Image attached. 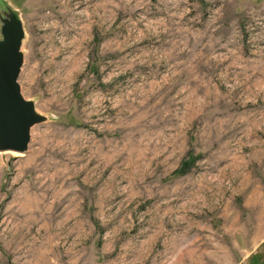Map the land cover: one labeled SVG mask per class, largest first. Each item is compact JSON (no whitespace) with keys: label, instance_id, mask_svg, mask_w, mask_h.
I'll return each mask as SVG.
<instances>
[{"label":"rangeland","instance_id":"1","mask_svg":"<svg viewBox=\"0 0 264 264\" xmlns=\"http://www.w3.org/2000/svg\"><path fill=\"white\" fill-rule=\"evenodd\" d=\"M7 8L46 121L0 152V264H264V0Z\"/></svg>","mask_w":264,"mask_h":264},{"label":"water","instance_id":"2","mask_svg":"<svg viewBox=\"0 0 264 264\" xmlns=\"http://www.w3.org/2000/svg\"><path fill=\"white\" fill-rule=\"evenodd\" d=\"M0 152L25 154L32 128L46 121L36 104L24 97L19 83L24 65L25 29L15 10L0 11Z\"/></svg>","mask_w":264,"mask_h":264},{"label":"bare ground","instance_id":"3","mask_svg":"<svg viewBox=\"0 0 264 264\" xmlns=\"http://www.w3.org/2000/svg\"><path fill=\"white\" fill-rule=\"evenodd\" d=\"M13 153V152H12ZM16 154H19V153H16Z\"/></svg>","mask_w":264,"mask_h":264}]
</instances>
